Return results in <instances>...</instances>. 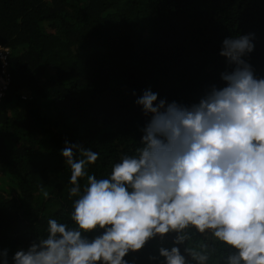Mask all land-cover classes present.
I'll return each instance as SVG.
<instances>
[{"label": "trees", "instance_id": "obj_1", "mask_svg": "<svg viewBox=\"0 0 264 264\" xmlns=\"http://www.w3.org/2000/svg\"><path fill=\"white\" fill-rule=\"evenodd\" d=\"M237 35H251L244 59L264 78V0H0V264L46 237L49 219L74 226L66 142L97 152L86 170L106 178L141 146L150 117L136 99L151 89L158 101L191 105L225 86L221 73L234 66L219 52ZM78 183L83 192L87 177ZM174 238L124 259L162 264L159 249ZM204 243L208 264H222L211 235L187 246Z\"/></svg>", "mask_w": 264, "mask_h": 264}, {"label": "clouds", "instance_id": "obj_2", "mask_svg": "<svg viewBox=\"0 0 264 264\" xmlns=\"http://www.w3.org/2000/svg\"><path fill=\"white\" fill-rule=\"evenodd\" d=\"M254 47L251 35L225 38L219 55L234 67L198 103L158 101L145 90L135 101L150 117L141 146L106 178L86 170L97 152L66 142L74 226L49 219L47 236L13 264H127L129 252L169 233L174 246L159 249L162 264H208L207 243L187 246L197 235L224 246L222 264H264V78L244 59Z\"/></svg>", "mask_w": 264, "mask_h": 264}, {"label": "built area", "instance_id": "obj_3", "mask_svg": "<svg viewBox=\"0 0 264 264\" xmlns=\"http://www.w3.org/2000/svg\"><path fill=\"white\" fill-rule=\"evenodd\" d=\"M0 81H1V77H0ZM2 85V84H1Z\"/></svg>", "mask_w": 264, "mask_h": 264}]
</instances>
